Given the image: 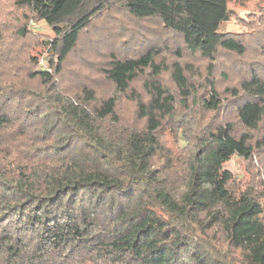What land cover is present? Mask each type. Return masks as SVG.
<instances>
[{
    "label": "trees",
    "instance_id": "16d2710c",
    "mask_svg": "<svg viewBox=\"0 0 264 264\" xmlns=\"http://www.w3.org/2000/svg\"><path fill=\"white\" fill-rule=\"evenodd\" d=\"M115 8L184 46L101 51ZM231 15L229 0H0V264H264V26L223 31Z\"/></svg>",
    "mask_w": 264,
    "mask_h": 264
},
{
    "label": "rangeland",
    "instance_id": "374dc122",
    "mask_svg": "<svg viewBox=\"0 0 264 264\" xmlns=\"http://www.w3.org/2000/svg\"><path fill=\"white\" fill-rule=\"evenodd\" d=\"M229 7L231 9V18L226 21L221 29L223 31H233L237 33H244L246 36H251L252 31L256 28L264 26V0H229ZM99 21L101 25L109 24L119 27L115 29L113 37H109L105 40V44L101 51L111 52L114 50L129 51L134 54H138L145 51L148 47L157 44L171 45L174 48H180L184 46L182 37L179 34L165 31L157 21V18L137 19L131 14H126L124 9L115 8L108 14L104 13L100 16ZM30 30L35 34H41L44 39H50L53 37V31L51 27L44 20L31 19L29 22ZM254 27V28H252ZM123 33H126L123 34ZM132 34V35H131ZM134 37L135 41L131 44H125V40L129 37ZM129 40V39H128ZM48 47L39 48L35 50V54L39 56V66L44 69L48 68L52 71V68L47 66ZM102 54V53H101ZM174 55H171L173 58ZM231 65H236V62L231 60ZM163 81L167 85L173 86V80L169 76H165ZM99 94L102 95L106 92L104 85L99 86ZM167 141L170 146L184 149L187 143L184 140L174 141L171 136H167ZM225 167L230 170L239 181H245L249 179V174L246 171L245 162L238 156H234ZM240 250L235 251V255L239 256ZM238 264H240L238 262Z\"/></svg>",
    "mask_w": 264,
    "mask_h": 264
}]
</instances>
